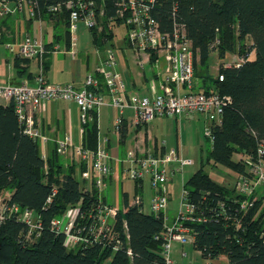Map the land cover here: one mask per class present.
Returning <instances> with one entry per match:
<instances>
[{
    "label": "trees",
    "instance_id": "16d2710c",
    "mask_svg": "<svg viewBox=\"0 0 264 264\" xmlns=\"http://www.w3.org/2000/svg\"><path fill=\"white\" fill-rule=\"evenodd\" d=\"M35 1L40 9L35 19L53 21L55 28L63 27L65 46L69 49V10L64 6L68 0ZM95 2L104 7V15L99 18L101 30L89 28L97 45L113 38L108 24L115 14L116 0ZM53 5L62 6L58 11H50ZM151 14L162 33L171 34L175 25L183 26L193 51V88L230 96L221 125L213 128L206 163L226 167L232 174L247 173V157L235 160L234 154L253 155L258 143L264 141V0H156ZM12 16L1 22L10 26ZM119 24H123L120 19L113 21V25ZM2 36L0 42H5V33ZM57 37L61 35L46 42L49 50L58 42ZM124 39L128 43L126 35ZM246 39L251 41L250 45ZM236 44L243 58L239 66L227 67L223 60L216 77L196 69V58L199 64L210 67L212 52L224 58ZM51 52L45 54L44 69ZM250 52L254 53L251 59ZM33 60L36 59L15 56L19 73H27L29 79L34 76L28 68ZM90 114L82 140L85 147L95 149L99 138L97 112L93 109ZM203 165L184 182L188 200L207 216L206 221L185 223L193 234V248L203 259L225 256L228 264H264L262 186L249 197L255 200L246 212H238L241 225L236 229L231 219H224L228 212L220 203L228 208L232 200L238 204L245 196L236 193L232 186L213 180ZM82 169L84 166L73 160L65 162L56 146L45 158L40 141L24 131L14 102H0V195L10 190L8 201L32 209L43 225L29 238V226L18 217L0 220V264H164L163 218L130 205L126 193L114 222L120 238L117 245L91 242L68 248L63 243L64 236L51 230V219L60 216L68 206L80 204L85 210L98 202V190L94 186L84 188L77 175ZM55 187L57 191L48 202ZM102 200L106 201L104 195Z\"/></svg>",
    "mask_w": 264,
    "mask_h": 264
},
{
    "label": "built area",
    "instance_id": "2783aa9c",
    "mask_svg": "<svg viewBox=\"0 0 264 264\" xmlns=\"http://www.w3.org/2000/svg\"><path fill=\"white\" fill-rule=\"evenodd\" d=\"M156 0H116L115 14L109 18L108 28H112L113 21L120 19L126 28V38L137 56V65H144L151 61V57L164 55L168 61L164 71L161 89L150 86L147 94H128L126 82L116 69V61L112 49L107 50V56L93 72L88 73L81 87H75L72 83H51L46 77L44 69V57L48 51H61L58 45H53L49 50L43 32L33 35L27 31H21L12 41L5 43L6 48L16 57L36 59L39 71L34 74L33 81L23 80L19 84L0 83V99L13 101L15 110L24 131L43 145L48 141V136L43 133L41 125L37 122L36 111L43 109L49 100H68L78 107L79 133L81 138L74 143L71 136H66L57 141L56 149L59 153L70 151L73 160L78 165H83L80 180L86 189L94 186L98 190V202L88 209H82L80 204L68 206L64 212L51 219V230L55 234L64 236L63 243L72 248L91 242L104 244H119L120 238L115 229L117 213L120 209L118 203L103 201L102 191L105 179L111 174L110 155L105 140L98 138L95 149L84 146L82 135L90 112L98 111L102 105L112 107L117 114L113 122V132L119 133L124 113L130 110L133 113L134 125H143L155 117H177L182 115L192 118L195 114L203 115L206 119L204 135L210 143L213 141V128L222 123L224 108L230 103L228 95H220L210 90H196L193 74V51L190 40L187 38L182 25H175L171 34L162 33L158 22L151 14V8ZM62 5H53L50 11H58ZM64 6L69 10L70 46L67 50L76 54V36L78 23L82 22L88 29L99 27V18L104 15L103 5L98 6L95 0H68ZM29 14L40 15L38 3L35 0H0V18L5 19L10 15ZM42 22L43 19L39 18ZM2 36V29H0ZM243 58L236 62H225L224 65L239 66ZM219 75V79L222 80ZM154 140L151 148L140 152L136 147L126 151L122 160L124 163V175L132 180L134 193L130 205L137 206L140 211L152 214L157 218H163V244L162 254L164 264H228L225 256L218 258H206L202 262L176 260L172 257L173 243L192 244L193 234L186 222L206 221L207 216L203 211L188 200V191L182 183V192L179 209L171 218L166 215L168 194L166 186L169 175L182 173L185 166L191 165L193 160L182 156L179 147H170L162 152L154 151ZM46 158V152L43 150ZM247 173L236 174L231 177L232 188L235 192L244 195L240 203L232 200L228 208H224V202L220 206L226 213L224 219L232 221L235 228L241 223L237 218L238 212H246L253 204L255 197H249L262 186L264 195V141H260L253 155L246 158ZM147 181L152 193L149 200V212L143 210L144 199L141 189ZM57 191L53 188L48 199L51 202L52 195ZM9 196L0 195V220L16 216L29 226L28 237L32 232L40 230L42 222L35 212L18 203L8 201ZM124 232L126 224L123 222ZM125 236L128 235L125 233ZM264 240V231L261 233ZM114 248H116L114 246ZM198 251V250H197ZM129 252V251H128ZM199 252V251H198ZM200 253V252H199ZM182 256H186L182 252Z\"/></svg>",
    "mask_w": 264,
    "mask_h": 264
},
{
    "label": "crops",
    "instance_id": "0c3cea01",
    "mask_svg": "<svg viewBox=\"0 0 264 264\" xmlns=\"http://www.w3.org/2000/svg\"><path fill=\"white\" fill-rule=\"evenodd\" d=\"M9 24L10 26H5L3 28V33H5V36L8 37H11L13 33L17 35L21 31H27L33 35H38L41 31L44 34L46 42H51L52 39H56L57 34L61 35V37H57L59 40L58 42H55L54 45L64 48L61 51H53L49 53L47 58L45 74L51 83H72L75 87L79 88L82 86L84 77L88 73L93 72L95 68L104 60V58L101 56V59L98 62L96 60L94 66L89 68V56L84 57V62L86 63V65H84V67H86V74L80 75L77 69L73 68L72 66L69 67L63 63H60V60L62 61V59L53 56L56 53L62 54L64 56L71 54L67 51L68 48L65 46L66 43L64 42L63 27L55 28L53 21L43 20L40 22L39 20H36L34 16L29 14H25V16L13 14V16L9 19ZM111 29L113 31V27ZM125 30L126 28L124 26V34L126 33ZM6 42L7 41L0 42V44L6 48ZM6 50L9 51L7 48ZM157 58V61L156 57H154L150 62L147 63L150 66L149 72H146L144 69L142 71L139 70L137 65V56L135 55L134 51L132 49H128L126 45L125 47L120 48L117 59V65L119 62L120 65L119 67L117 66L116 69L126 82V91L128 94H147L150 91L151 85H154L157 90L161 89L163 74L167 68L168 61L164 55H160ZM32 63L33 61L30 62V66L28 68L33 72V74H36L33 71ZM37 64H39L38 61ZM25 79H29L28 75L27 73L24 75L19 73L17 67L15 66V56L10 51L9 54H0V83L19 84ZM29 80L33 81V78ZM107 111L108 112H106L104 108H100L98 111H96L97 124L99 128V139L101 141L105 140V144L110 155V165L112 168L111 174L105 179V185L102 194L105 196L107 201L108 198H110L111 202L112 200L115 203L120 202L119 205H121L124 193L127 194L129 201L131 200L132 196L129 192L131 189H127L125 187V180L127 177L123 172L124 163L119 160L124 158L126 151L130 148L136 147L140 152H145L151 148L152 140H154L153 142L155 143V147H153L155 152H162L164 150H168L170 147L180 148L181 144L179 137L181 133L179 127L181 128L180 123L183 116L180 115L172 118L179 126L176 129L175 142L169 143L166 136L168 134H165L164 131L160 130L159 128V126L164 123V119L162 120V118L167 119L166 117H155L143 125L136 126L132 121L133 113L130 110H127L124 113V120L122 124L123 133L121 134L120 132H113V122L117 114L116 110L110 107L107 109ZM78 115V107L74 102L68 100H49L46 102L42 110L39 109L36 111L37 122L41 125L43 133L49 138L48 141L42 145V149L47 154H49L52 147L57 145L58 140H62L67 135L71 136V139L74 143H77L80 140L81 134L79 133ZM89 119H91V114H89ZM107 121H109L110 124ZM59 154L62 155L65 162L74 159L70 151ZM80 173L81 171L78 170V177H80ZM130 183V186L132 187L133 183L131 181ZM166 188L168 187L166 186ZM171 209L172 207L169 206L168 202L166 215L170 218L175 214V211L172 212ZM173 245L176 246L179 245V243L175 242ZM182 252L185 251L180 248L178 251V255L180 257H183ZM196 252L198 251L196 250ZM185 253L187 255V252ZM198 254L200 253L198 252Z\"/></svg>",
    "mask_w": 264,
    "mask_h": 264
},
{
    "label": "rangeland",
    "instance_id": "374dc122",
    "mask_svg": "<svg viewBox=\"0 0 264 264\" xmlns=\"http://www.w3.org/2000/svg\"><path fill=\"white\" fill-rule=\"evenodd\" d=\"M2 19L0 18V29H2V33H3V28L6 25V23H2L1 22ZM99 27L102 28V24L100 23L99 20ZM113 27V32H114V36L111 40L106 41V42H99L97 45L94 44L92 42V38H91V34L89 29L82 23L79 22L78 23V29L75 33L76 36V55H72V54H67V55H62V54H58L56 53L55 57H59L62 59V61L60 60V63H63L66 66H72L73 68L77 69L78 73L81 74H86V67H84V65H86V63L84 62V57L89 56V68H92V66H94L95 61L97 60V62L101 59V56L103 58H106L107 56V50L108 49H112L113 53H114V58L116 61V68L117 66L119 67L120 62L117 65V59H118V53L120 51V48L126 47L128 49H132V47L126 43L125 39H124V35H126V33L124 34V26L123 25H114ZM97 30H99L97 28ZM126 32V30H125ZM21 32H19L17 35H19ZM16 34H12L11 37L9 36H5L6 40L4 41H10V40H14L17 36ZM4 36H0V39H3ZM251 41L249 39H246V44L250 45ZM64 47H62L61 49H63ZM239 47L238 44H236L235 48L232 51L226 52L225 53V57L224 58H219L216 54V52H212L210 55V67H208L207 65H201L199 64L198 58H196L197 61V70L206 74H210L213 75L214 77H216V72L221 64V62L224 60L225 62H236L242 59L241 55L239 54ZM61 53V52H60ZM0 54H9V51L6 50V48L0 44ZM248 57L251 59L254 57V53L250 52ZM65 58V59H64ZM102 62V61H101ZM33 71L37 74L39 71V66L37 64V60H33ZM139 67V66H138ZM143 69L146 72L150 71V66L146 63L144 65V68H140L139 70ZM153 69V67H152ZM164 75V74H163ZM1 103L6 102L3 99H0ZM100 108H104L107 111L108 108H110L109 106H105L102 105L99 107ZM98 109V110H99ZM182 116V115H181ZM162 118V120L164 121L163 124H161L159 126L160 130L164 131L165 134L167 136V141L169 143H173L175 142V133H176V129L179 126L177 124V122H175L171 117H166ZM200 118V120H199ZM169 119V120H168ZM172 119V120H171ZM109 123V121H107ZM106 122V123H107ZM204 122V124H203ZM110 124V123H109ZM181 128L179 127L180 130V151L182 153V156L186 157V158H190L193 160V163L191 165L185 166L182 173H174L172 175H169V181L167 183V187L166 191L168 194V202H169V206L172 207V212H176L179 209V202H180V198H181V192H182V183L183 181L187 180L199 167H201V164L204 163L203 165V169L205 172H207L212 178L213 180L217 181L218 183H222V184H226L229 186H232L231 183V177L235 176L237 173L232 174L233 171L223 167V166H212L211 163H206V155L208 154L210 147H211V143L209 142V140L205 137L204 135V126L206 124V119L203 117V115L200 114H195L192 118H186L185 116L182 118L181 120ZM179 136V135H178ZM244 158L247 157L244 154L241 153H237L234 154V159L237 160L239 158ZM128 179V178H127ZM125 180V187L127 189H131L129 190V192L131 193V196L133 195L135 189L134 186L132 185V187L130 186V181L132 182V180ZM230 179V180H229ZM133 183V182H132ZM132 191V192H131ZM141 192L143 194V199H144V207L143 210L145 212H149V200H150V195L152 193V190L148 184L147 181L144 182L143 187L141 189ZM11 194L10 190H4L3 191V195L4 196H9ZM108 201L111 202L110 198H108ZM112 202L114 203V201L112 200ZM120 202H118L119 204ZM168 206V205H167ZM167 210V209H166ZM170 210V209H169ZM180 248H182L185 252H187L186 256L180 257L178 255V251L180 250ZM172 257L175 258L176 260H182L183 262H188L190 260L192 261H196V262H202L203 258L200 256V254H198V252H196V250H194L192 244L190 242L186 243V244H179L172 247Z\"/></svg>",
    "mask_w": 264,
    "mask_h": 264
}]
</instances>
